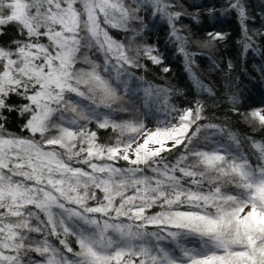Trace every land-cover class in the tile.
Listing matches in <instances>:
<instances>
[{
	"label": "snow or ice",
	"instance_id": "1",
	"mask_svg": "<svg viewBox=\"0 0 264 264\" xmlns=\"http://www.w3.org/2000/svg\"><path fill=\"white\" fill-rule=\"evenodd\" d=\"M149 6L181 15L163 0H0V37L16 33L0 44V264H264V139L244 151L226 125L202 123L199 101L168 107L172 91L150 84L160 126L113 119L140 52L160 60L149 46L130 56L108 29L135 38ZM229 8L247 18L242 0ZM12 112L30 136L7 130ZM245 120L264 130V109ZM92 123L114 140L98 143Z\"/></svg>",
	"mask_w": 264,
	"mask_h": 264
},
{
	"label": "trees",
	"instance_id": "2",
	"mask_svg": "<svg viewBox=\"0 0 264 264\" xmlns=\"http://www.w3.org/2000/svg\"><path fill=\"white\" fill-rule=\"evenodd\" d=\"M163 2L169 5L167 12L181 14L179 19L169 22L164 13L154 12L149 6L142 7L139 13L143 26L129 25L139 33L135 38L130 31L108 29L114 39L133 50L129 51L130 56L135 55L137 48L149 46L153 49L152 55L160 60L153 63L143 51L140 52L141 67L129 69L133 75L128 78V92L118 91L122 102L113 105V119L143 122L147 129L160 126L158 122L166 119L167 109L146 97L143 89L150 84L154 88L172 91L168 107H194L199 101L207 118L202 123L226 125L240 137L242 150L247 151L249 145L246 138L264 139V130L256 125L250 126L245 120L250 111L264 108V0H242L247 14L243 21L236 9L229 8L230 0ZM245 27L251 39L245 38ZM6 32L5 36L0 37V44L16 37L14 29L9 28ZM210 33H219L223 38L212 40ZM246 45L250 47L245 49ZM134 79L137 81L134 82ZM163 98L161 94L160 99ZM10 102L26 103L15 96L11 97ZM5 115V127L9 132L30 136L26 130L21 131L27 116L21 117L16 112ZM92 124L88 127L97 132L98 143L108 144L114 140L115 133L111 129H97L95 123ZM36 138L39 139L38 136ZM178 154L177 150L166 155L172 160ZM124 164L123 161L119 162V166ZM60 238L65 239L74 252L79 250L72 236ZM51 240L61 251H65L57 237H51ZM32 255L39 259L35 253ZM67 255L71 258V254Z\"/></svg>",
	"mask_w": 264,
	"mask_h": 264
},
{
	"label": "rangeland",
	"instance_id": "3",
	"mask_svg": "<svg viewBox=\"0 0 264 264\" xmlns=\"http://www.w3.org/2000/svg\"><path fill=\"white\" fill-rule=\"evenodd\" d=\"M109 34L112 35L110 32H109ZM92 58L95 59V60H97L98 62H101V63H102V59L99 57L98 54H97V55H93ZM136 81H137V80L134 79V82H136ZM263 109H264V108H263ZM92 125H94V124H92ZM154 129H155V128H149V130H154Z\"/></svg>",
	"mask_w": 264,
	"mask_h": 264
}]
</instances>
